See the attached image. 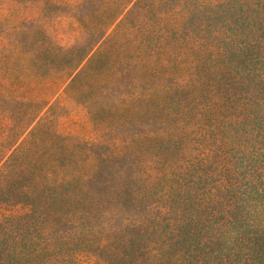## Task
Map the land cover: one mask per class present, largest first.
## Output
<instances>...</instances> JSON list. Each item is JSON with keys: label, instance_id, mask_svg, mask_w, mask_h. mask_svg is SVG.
<instances>
[{"label": "trees", "instance_id": "1", "mask_svg": "<svg viewBox=\"0 0 264 264\" xmlns=\"http://www.w3.org/2000/svg\"><path fill=\"white\" fill-rule=\"evenodd\" d=\"M169 1L107 0L64 95L0 93V264H264V0Z\"/></svg>", "mask_w": 264, "mask_h": 264}, {"label": "rangeland", "instance_id": "2", "mask_svg": "<svg viewBox=\"0 0 264 264\" xmlns=\"http://www.w3.org/2000/svg\"><path fill=\"white\" fill-rule=\"evenodd\" d=\"M80 2L0 0V93L25 100L55 99L64 90L67 74L74 69L76 58L82 57L86 50L80 42L112 37V30L106 31V16L120 9L109 7L107 0L85 5H79ZM169 2L162 4L163 10L168 9ZM163 20L168 22L169 14L164 15ZM1 107L2 104L0 140L14 118ZM68 122L70 120L65 124ZM240 142H246L244 133ZM256 238L258 243L254 247L264 251V233Z\"/></svg>", "mask_w": 264, "mask_h": 264}]
</instances>
